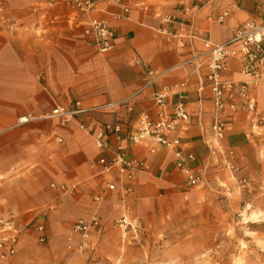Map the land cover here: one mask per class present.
Returning a JSON list of instances; mask_svg holds the SVG:
<instances>
[{"label":"crops","instance_id":"1","mask_svg":"<svg viewBox=\"0 0 264 264\" xmlns=\"http://www.w3.org/2000/svg\"><path fill=\"white\" fill-rule=\"evenodd\" d=\"M193 4L201 5L194 19L195 30L208 33L215 43L230 39L246 22L264 24V0H124L123 7L99 0L89 15L64 5L47 6L46 0H0V25L4 27L0 32V219L15 216L22 228L15 254L30 239H37V223H44L47 241L55 243L63 238L68 244L73 223L93 213L106 226L101 236L93 235L89 249L98 239L97 251L105 246L128 249L122 231L110 227L112 220L126 216L150 226L153 215L161 210L168 213L166 208L174 205L175 196L185 195L172 152L160 146L150 155L145 144H140L131 146L130 151L146 158L151 170L136 175L135 194L121 200L120 190H116L99 203L93 200L110 175L93 167L99 153L90 135L78 128L79 121L89 120L95 129L117 119L129 129L139 112L154 114L149 94L162 85L188 80L183 95L191 120L177 121L170 137L178 136L185 150L194 154L204 186L215 184L221 172L228 180L226 185L237 192L257 191L258 184L264 182V128L242 111L230 117L222 144L234 150L239 170L233 177L223 156L206 144L212 137V104L208 89L199 91L193 66L181 65L190 47L179 49L156 33L165 13L183 19L177 9ZM223 11L227 16L216 20ZM116 13L122 17H115ZM90 15L107 20L113 27V51L100 54L85 45L81 25ZM10 23L14 24L12 29L8 28ZM194 47L201 50L202 43L194 41ZM135 57L143 64L135 65ZM144 65L167 72L143 89ZM230 66L227 76L240 78L238 60L231 59ZM251 93L259 110L264 111V84H252ZM50 96L65 107L73 106L74 101L85 106L125 102L114 113L102 110L63 123L58 118H45L54 107ZM177 99L175 94L168 97L169 108ZM22 116L36 119L19 124ZM242 177H248L253 188L241 190ZM52 183L70 190L61 192L52 188ZM261 196H257L260 206Z\"/></svg>","mask_w":264,"mask_h":264},{"label":"built area","instance_id":"2","mask_svg":"<svg viewBox=\"0 0 264 264\" xmlns=\"http://www.w3.org/2000/svg\"><path fill=\"white\" fill-rule=\"evenodd\" d=\"M99 0H46L47 6L64 5L78 13L89 15ZM108 3L123 7L124 0H105ZM201 5L193 4L182 6L177 9L185 18L180 19L171 13H165L161 17V26L156 33L162 35L167 43H174L179 49L190 47L189 54L181 62V65L193 66L200 86L199 91L207 88L210 93L212 104V116L210 130L211 140L206 142L212 152H218L224 158V166L234 175L238 172V165L234 160V150L226 149L222 141L225 138L229 119L233 114L244 112L246 116L254 119L257 125L264 128V111H260L256 99L251 93V85L264 84V24H256L253 21L246 22L237 29L233 36L225 42L215 43L211 41L208 33H199L195 30L194 19ZM228 12L223 11L216 20H223ZM122 17L121 14H114ZM10 23L8 28H13ZM84 43L88 48L96 50L100 54H106L115 48V31L107 20L89 16L81 25ZM194 41L202 43V49L194 47ZM231 59H237L239 64L240 78H230ZM134 64L142 65L139 57L134 58ZM145 75L143 89L151 87L156 81L164 76L167 70H155L144 65ZM201 70H204L201 74ZM188 85L184 79L172 85H162L160 88L150 92L149 98L154 107V114L146 111L139 112L133 125L124 129L121 122L114 119L101 123L97 128L92 127L89 120H81L78 128L92 138L93 144L99 155L93 163V167L99 169L98 173H107L109 180L104 187L95 195L93 200L97 203L111 192L120 190L121 200L132 197L135 194L133 185L134 178L139 173H149L151 165L146 158L134 156L130 147L145 144L150 155L157 152L158 147H166L173 154V165L182 177L184 189L199 188L204 183L203 174L198 170L196 158L192 152L186 151L178 136L170 137L171 131L175 129L177 121L187 123L191 120L188 103L183 95V90ZM177 95L178 99L169 108L168 97ZM54 107L45 118H58L63 123L74 119L78 115H90L92 113L108 110L112 113L122 104L119 102H107L99 105L85 106L81 101H74L73 106L65 107L56 102L50 96ZM201 105L202 97H199ZM131 109V108H130ZM36 119L34 116H22L18 123H26ZM125 140V141H124ZM61 142V138L57 139ZM241 188H253V183L248 177H242L239 182ZM59 188L61 192H67L69 187L64 185ZM264 194V182L256 188ZM112 225L119 228L128 226L134 231L135 223L121 216L112 221ZM105 223L100 217L93 213L87 218L77 219L71 228L72 240L69 248L75 253H83L90 248V241L94 236L104 233ZM38 241L46 243L44 223L36 224ZM22 232L16 222L15 216L0 219V258L5 259L16 252L19 235ZM94 235V236H93Z\"/></svg>","mask_w":264,"mask_h":264},{"label":"rangeland","instance_id":"3","mask_svg":"<svg viewBox=\"0 0 264 264\" xmlns=\"http://www.w3.org/2000/svg\"><path fill=\"white\" fill-rule=\"evenodd\" d=\"M217 180L211 187L183 188L185 195L175 196L168 213L153 215L150 226L131 220L133 231L112 225V220L110 227L122 231L128 249L105 246L97 251L98 239L92 249L75 253L63 238L55 243L30 239L0 264H264V194L233 191L222 172Z\"/></svg>","mask_w":264,"mask_h":264}]
</instances>
